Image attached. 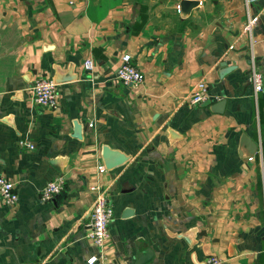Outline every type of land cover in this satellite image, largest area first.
<instances>
[{
  "label": "crops",
  "instance_id": "obj_1",
  "mask_svg": "<svg viewBox=\"0 0 264 264\" xmlns=\"http://www.w3.org/2000/svg\"><path fill=\"white\" fill-rule=\"evenodd\" d=\"M181 1L0 0V176L18 194L0 196V264H87L96 185L114 208L109 260L264 264V93L251 82L253 68L264 77V0H197L186 15ZM123 53L141 84L116 78ZM39 77L58 84L57 108L34 103ZM104 151L123 162L108 168Z\"/></svg>",
  "mask_w": 264,
  "mask_h": 264
},
{
  "label": "built area",
  "instance_id": "obj_2",
  "mask_svg": "<svg viewBox=\"0 0 264 264\" xmlns=\"http://www.w3.org/2000/svg\"><path fill=\"white\" fill-rule=\"evenodd\" d=\"M247 3L256 0H246ZM253 20L247 23L249 28ZM92 66L91 60L84 61V67L90 69ZM116 78L125 85L136 86L143 82V74L132 61V56L129 53H123L121 61L116 69ZM252 88L254 93H264V77L252 69L251 76ZM32 99L35 104L43 108H57L59 104L58 84L51 78L39 77L32 84ZM206 85L199 82L188 101L191 105H196L206 98ZM26 147L32 148L30 143H26ZM251 158V157H250ZM99 172H103V165H98ZM64 181L61 178H56L48 181L41 190V198L44 201L51 200L54 195L60 193L63 189ZM94 191V201L90 213L89 231L87 237L91 238L100 252L96 255L88 257L87 264H118L113 260H109L104 252V245L109 237L108 225L114 215L113 205L108 198L106 192L98 185L92 187ZM0 196L5 205L14 206L18 201V194L14 184L5 176H0ZM203 264H222L220 258L216 255H209Z\"/></svg>",
  "mask_w": 264,
  "mask_h": 264
},
{
  "label": "water",
  "instance_id": "obj_3",
  "mask_svg": "<svg viewBox=\"0 0 264 264\" xmlns=\"http://www.w3.org/2000/svg\"><path fill=\"white\" fill-rule=\"evenodd\" d=\"M197 3H198L197 0H182L180 2V5H179L180 13L182 15L188 14L189 11L191 10V8L194 7ZM229 69H232V68L226 67L223 72L228 71ZM205 104L206 105L209 104V101H207ZM224 104H225V101L220 100L216 103L211 104L210 109L213 112H221ZM255 150H256V144L251 139H249L247 136L242 135L240 138V144H239V148H238L239 155L241 157H249L252 154H254ZM104 157L107 159H110L106 163V166L108 168L113 167V166L118 165V164L123 162V158H121V157L112 159L111 154L107 151H104ZM149 260H150V254L148 256L142 258V259H139L137 263L143 264V263L148 262Z\"/></svg>",
  "mask_w": 264,
  "mask_h": 264
},
{
  "label": "rangeland",
  "instance_id": "obj_4",
  "mask_svg": "<svg viewBox=\"0 0 264 264\" xmlns=\"http://www.w3.org/2000/svg\"><path fill=\"white\" fill-rule=\"evenodd\" d=\"M171 11V13H173V15L176 13V8H172V9H168Z\"/></svg>",
  "mask_w": 264,
  "mask_h": 264
}]
</instances>
